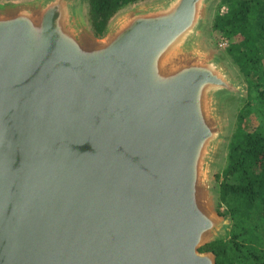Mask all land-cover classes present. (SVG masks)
I'll return each instance as SVG.
<instances>
[{"label": "water", "instance_id": "95a60500", "mask_svg": "<svg viewBox=\"0 0 264 264\" xmlns=\"http://www.w3.org/2000/svg\"><path fill=\"white\" fill-rule=\"evenodd\" d=\"M209 0H166L101 39L79 0L0 10V264H215L216 102L193 43Z\"/></svg>", "mask_w": 264, "mask_h": 264}, {"label": "trees", "instance_id": "16d2710c", "mask_svg": "<svg viewBox=\"0 0 264 264\" xmlns=\"http://www.w3.org/2000/svg\"><path fill=\"white\" fill-rule=\"evenodd\" d=\"M84 1L90 32L101 39L118 13L147 0ZM220 6L227 13L215 15L212 30L228 40L225 52L244 79L248 101L238 115L226 166L215 176L216 211L229 224L199 251L211 253L215 264H264V0H221ZM252 98L261 122L249 132L243 121Z\"/></svg>", "mask_w": 264, "mask_h": 264}, {"label": "rangeland", "instance_id": "374dc122", "mask_svg": "<svg viewBox=\"0 0 264 264\" xmlns=\"http://www.w3.org/2000/svg\"><path fill=\"white\" fill-rule=\"evenodd\" d=\"M44 1L45 0H16L9 2L0 1V10L31 8L40 5ZM165 1L166 0H147L125 8L111 21L107 34L121 19L140 10L156 7ZM220 2L221 0H209L205 5L202 23L193 43V49L195 52L202 57L210 58L217 62L223 72L228 76L229 80L240 90V95L221 94L216 102V119L219 126L220 135L214 147L208 167L205 204L207 209L213 215L223 220L224 227L220 229L217 235L211 240L216 237L223 236L229 224L227 220L218 216L216 211L218 183L215 181V176L220 174L226 166L229 143L237 126L238 115L241 110L246 108L248 101L246 84L242 75L240 74L238 68L227 56L225 49L219 47V39L221 36L212 30V23L215 15H220L222 7H225L220 6ZM76 15L84 32L89 36H92L88 24L87 7L84 0H79L78 5L76 6ZM249 109L250 115L244 119L243 125H245L246 129L251 132L261 122L260 113L253 98L250 100Z\"/></svg>", "mask_w": 264, "mask_h": 264}, {"label": "built area", "instance_id": "2783aa9c", "mask_svg": "<svg viewBox=\"0 0 264 264\" xmlns=\"http://www.w3.org/2000/svg\"><path fill=\"white\" fill-rule=\"evenodd\" d=\"M226 13H227V8L226 7H222L220 15H224ZM228 46H229L228 40L224 39L223 37H220V39H219V47L223 48V49H226Z\"/></svg>", "mask_w": 264, "mask_h": 264}]
</instances>
